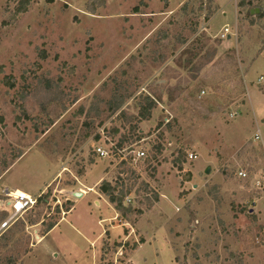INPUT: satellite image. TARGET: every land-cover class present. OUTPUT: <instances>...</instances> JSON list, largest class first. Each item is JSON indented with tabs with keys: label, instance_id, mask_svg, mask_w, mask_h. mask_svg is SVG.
<instances>
[{
	"label": "rangeland",
	"instance_id": "1",
	"mask_svg": "<svg viewBox=\"0 0 264 264\" xmlns=\"http://www.w3.org/2000/svg\"><path fill=\"white\" fill-rule=\"evenodd\" d=\"M259 8L0 0V226L7 190L37 200L0 229V264H131L140 237L133 264H264Z\"/></svg>",
	"mask_w": 264,
	"mask_h": 264
},
{
	"label": "built area",
	"instance_id": "2",
	"mask_svg": "<svg viewBox=\"0 0 264 264\" xmlns=\"http://www.w3.org/2000/svg\"><path fill=\"white\" fill-rule=\"evenodd\" d=\"M94 153L98 159L112 158L109 149L103 145H97L96 148L94 149ZM144 155H145L144 152H137L134 154L135 158L138 160L142 159ZM189 158L190 159L196 158V156L194 154H189ZM239 176L245 177L246 174L240 172ZM5 195L8 199V203L6 204L7 205L6 211L8 215L0 226L1 230L7 228L9 224L14 223L18 217H21L23 214L30 211L37 203V200L33 196L23 191L18 192V191L7 190L5 192Z\"/></svg>",
	"mask_w": 264,
	"mask_h": 264
},
{
	"label": "crops",
	"instance_id": "3",
	"mask_svg": "<svg viewBox=\"0 0 264 264\" xmlns=\"http://www.w3.org/2000/svg\"><path fill=\"white\" fill-rule=\"evenodd\" d=\"M197 158V157H196ZM195 158V159H196ZM48 184V183H47ZM97 186V185H96ZM95 186V187H96ZM94 187V186H93ZM93 187H90V188H86V190H88V194L90 193V194H93L94 195V200H93V202L94 203H96V205H98V206H100L102 203L104 204V205H107L108 207H110L112 210H113V212H114V214H113V216H112V218H107V219H100L99 221H97L98 222V224L99 223H103V222H109L108 220H112L113 219V221L111 222V223H114V222H116V220L119 218V215H118V213L113 209V207H112V205L109 203V201L106 199V198H104V197H102V196H100V194L96 191V189H94ZM86 193V194H87ZM86 194H80V197L79 198H76V199H82V198H84V196L86 195ZM73 197V196H72ZM74 198V197H73ZM66 202H69L71 205H70V207H69V209H67V210H63V205L60 203H58V204H56V205H58L59 207H60V210H61V219H59L58 221H56L53 225H51V226H49L48 228H47V230L45 231V233H43V235H39V239H38V242L36 243V244H38L40 241H44L45 239H47L48 238V236L50 235V233L54 230V228L55 227H57V225L60 223V222H63V221H66V219H67V217L68 216H70L71 214H72V211H73V207H74V201L73 200H71L69 197L65 200ZM161 202H159L158 204H160ZM158 204H156V205H158ZM145 215V214H144ZM144 215H142L141 216V218L144 216ZM141 218L137 221V223H136V225H135V227H137L138 226V224L140 223V220H141ZM113 225V224H112ZM119 226V225H118ZM121 226V225H120ZM114 227V226H113ZM122 228H123V226H121ZM126 227V226H125ZM132 229V228H131ZM130 229V230H131ZM136 229V228H135ZM105 230V236L106 237H108V236H110L109 235V231L108 230H106V229H104ZM133 230V229H132ZM131 230V231H132ZM128 234H129V237H131L130 236V232H128ZM142 235V234H141ZM126 236H124V239H126L125 238ZM141 238V241L140 242H137L138 243V247H137V249H135V251L136 250H138L141 246H143L145 243H146V239L144 238V237H140ZM145 239V241H142V240H144ZM103 239H104V237H103ZM40 244V243H39ZM135 251H133V253L135 252ZM132 253V254H133ZM132 254L130 255V257H129V261H130V263L131 264H133V261H132ZM55 257H56V255H54Z\"/></svg>",
	"mask_w": 264,
	"mask_h": 264
},
{
	"label": "trees",
	"instance_id": "4",
	"mask_svg": "<svg viewBox=\"0 0 264 264\" xmlns=\"http://www.w3.org/2000/svg\"><path fill=\"white\" fill-rule=\"evenodd\" d=\"M260 9V14L258 15V16H260V17H264V9L263 8H259ZM100 191L105 195V196H107L108 198H109V202L110 203H114V204H116V210L117 211H120V210H122L123 209V206L121 205V203L119 202V203H117L116 201H114V199L111 197V196H109L108 194H106L105 192H106V190H105V188L102 186L101 187V189H100Z\"/></svg>",
	"mask_w": 264,
	"mask_h": 264
},
{
	"label": "water",
	"instance_id": "5",
	"mask_svg": "<svg viewBox=\"0 0 264 264\" xmlns=\"http://www.w3.org/2000/svg\"><path fill=\"white\" fill-rule=\"evenodd\" d=\"M209 172V168L205 171V173L207 174ZM74 197L79 198L80 197V193H74L73 194Z\"/></svg>",
	"mask_w": 264,
	"mask_h": 264
},
{
	"label": "bare ground",
	"instance_id": "6",
	"mask_svg": "<svg viewBox=\"0 0 264 264\" xmlns=\"http://www.w3.org/2000/svg\"><path fill=\"white\" fill-rule=\"evenodd\" d=\"M82 193V192H81ZM83 194V193H82Z\"/></svg>",
	"mask_w": 264,
	"mask_h": 264
}]
</instances>
